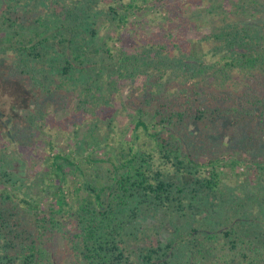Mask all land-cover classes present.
Listing matches in <instances>:
<instances>
[{"label":"trees","instance_id":"16d2710c","mask_svg":"<svg viewBox=\"0 0 264 264\" xmlns=\"http://www.w3.org/2000/svg\"><path fill=\"white\" fill-rule=\"evenodd\" d=\"M0 2V55L38 95L0 146V264H264V0ZM74 100L54 144L47 108Z\"/></svg>","mask_w":264,"mask_h":264},{"label":"rangeland","instance_id":"374dc122","mask_svg":"<svg viewBox=\"0 0 264 264\" xmlns=\"http://www.w3.org/2000/svg\"><path fill=\"white\" fill-rule=\"evenodd\" d=\"M4 8V5L0 2V10ZM1 12V11H0ZM146 32H148L149 35L157 34L161 30V25L159 23H151L146 26ZM32 31L28 30L26 31V35H31ZM193 38V36H192ZM191 38V39H192ZM13 66V59L10 56L7 55H0V146L3 144L4 141L11 138V129L14 127V123L17 121L23 123L24 126H27L28 118L24 119L25 114H23L22 110L27 107L33 108V103L36 101V98H38V95L34 94L33 92L29 91L28 87H25L26 83L23 80H19V78L13 77L11 75V69ZM138 83L132 84L131 82H124L119 86V92H117V96L125 101L128 99L133 98V93L135 92V86ZM77 104V100H74L70 103V106L67 109L57 111V112H51V108H47L49 114H51V123L49 126H51V131L58 134L59 136L54 141V144H60L65 143V135L66 133H69L70 137H72L74 127L73 126H67L68 128H65L63 126H58L59 124H65V121L70 118L71 112L75 109ZM122 109V106L119 101L113 102L112 106L110 107L108 113L104 115V117H110L113 118L115 123H117V132L120 133L122 130L125 129V127L129 124L130 119L129 115L131 112L130 110L125 113L120 112ZM125 109V108H124ZM92 111H90L88 114L92 115ZM87 121L83 122L85 128L89 127V124L86 123ZM107 125H100L96 129H94L92 126L88 129L81 130L80 134V140L82 141L85 134H88V136H91L92 138L97 139L100 142V147H84V156L90 153L92 150L96 149V153L93 155L101 158L104 153L106 152V147L103 144V140H105V133L107 132ZM91 128H93L91 130ZM51 133V132H50ZM52 134V133H51ZM41 135V134H40ZM39 135V136H40ZM71 142V141H70ZM69 145L72 148H76V142H71ZM17 145L13 144L10 147V153L12 155L19 154L17 150ZM34 166L30 167L29 172L25 171V179L29 178L30 176H36L31 175L32 173L36 171H40L42 169V161L35 159L33 162ZM28 173V174H27ZM29 176V177H28ZM30 181L34 180V177L29 178ZM178 220V219H177ZM154 220H151L149 224H152ZM157 224V222H156ZM155 224V225H156ZM164 234H172L175 233L173 224L168 223L164 227ZM154 237H157L156 235Z\"/></svg>","mask_w":264,"mask_h":264}]
</instances>
